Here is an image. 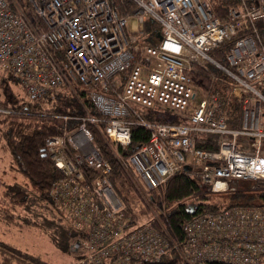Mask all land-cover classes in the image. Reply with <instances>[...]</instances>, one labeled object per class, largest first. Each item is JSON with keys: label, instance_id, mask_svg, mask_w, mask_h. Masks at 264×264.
Wrapping results in <instances>:
<instances>
[{"label": "built area", "instance_id": "obj_1", "mask_svg": "<svg viewBox=\"0 0 264 264\" xmlns=\"http://www.w3.org/2000/svg\"><path fill=\"white\" fill-rule=\"evenodd\" d=\"M127 2L131 9L120 11L115 0H0V66L19 79L27 101L63 85L71 88L73 78L87 87L102 115L58 114L61 134L44 140L61 171L52 200L79 235L77 249L82 248L71 264H162L170 247L178 248L157 228L153 210L136 222L122 212L108 177L111 165L87 120L103 124L101 134L145 201L148 191L173 173L194 175L212 192L225 191L233 179H264V0H239L223 19L207 0ZM131 15L138 23L151 19L160 25L156 45L140 48L139 32L126 28ZM232 37L228 70L209 52ZM205 63L223 69L234 82L232 92L243 96L239 128L225 121L220 95L195 77V66ZM140 108L176 110L188 123L148 120ZM71 119L80 123L68 128ZM133 124L145 127L149 140L123 156L116 148L130 143ZM202 134L215 136L216 149L195 146V136ZM171 208L165 205L161 212ZM183 231L181 262L174 264L218 259L256 264L264 253V206L201 214L187 220Z\"/></svg>", "mask_w": 264, "mask_h": 264}, {"label": "trees", "instance_id": "obj_2", "mask_svg": "<svg viewBox=\"0 0 264 264\" xmlns=\"http://www.w3.org/2000/svg\"><path fill=\"white\" fill-rule=\"evenodd\" d=\"M210 8L222 19L226 11L239 0H207ZM120 11L130 10L132 6L127 0L119 4L115 0ZM161 32L160 25L151 19L143 22L142 30L138 33L140 48L143 45H156ZM235 38L224 40L219 47L212 49L209 54L225 69H230L226 61V53ZM140 49L135 54L133 63L139 61ZM194 75L199 78L206 90L217 92L222 99V114L225 121L232 128H239L242 121L241 105L243 96H236L232 92L233 80L223 69L215 67L211 63L195 66ZM128 69L119 77L124 80ZM19 83V79L5 73L0 76V138L5 141L10 153L9 169L20 174L25 182H5L2 189L4 199L0 207V214L5 221L13 222L16 226L27 225L49 234L50 238L59 242L65 250L79 235L71 226L64 212L55 206L51 190L53 182L60 177L61 171L53 164L44 146V140L48 136L59 135L63 130V121L58 114H70L79 117L88 115L101 118L102 115L92 103L88 89L83 84L70 78V87L63 85L49 91L42 98L34 102H28L25 92L22 94L14 91L12 84ZM157 108H140V115L145 119L159 122L168 121L165 117L158 116L154 112ZM137 119V118H135ZM80 120H68V128L76 126ZM86 125L91 130L93 141L101 156L106 159L111 169L108 173L114 192L122 203V212L130 221L136 222L154 211L158 215V222H154L163 234L167 233L177 245L173 246L163 255L160 263L174 264L181 262L180 250L186 243V234L183 224L191 218L216 212L233 206H264V179H233L229 182V188L222 192H212L201 180L187 173H173L161 185L150 189L147 201L141 196L135 185L122 168L119 160L112 153L110 144L101 134L103 124H95L89 120ZM148 130L138 124L131 126V141L117 151L126 156L149 140ZM244 140L239 141L240 144ZM241 144V146H242ZM195 146L205 150H214L215 136L196 135ZM245 146V144L243 145ZM264 157V152L261 153ZM89 171V170H88ZM92 174H99L96 169H91ZM214 193H222L229 200V204L222 207L211 202ZM5 204H7L5 206ZM172 204L171 210L161 212V207ZM161 206V207H160ZM16 207L22 210V214H15ZM20 221H19V220ZM0 264H50L40 256L24 251L13 243L0 239ZM159 264V263H157ZM208 264H246L234 263L222 259L213 260ZM256 264H264V253Z\"/></svg>", "mask_w": 264, "mask_h": 264}, {"label": "rangeland", "instance_id": "obj_3", "mask_svg": "<svg viewBox=\"0 0 264 264\" xmlns=\"http://www.w3.org/2000/svg\"><path fill=\"white\" fill-rule=\"evenodd\" d=\"M143 23H138L134 15L129 16L126 19V28L130 32H141ZM7 73L0 66V76ZM15 92L22 94L23 89L17 82L12 84ZM154 112L158 116L165 117L169 121H178L180 123H188V119L184 114L166 108L156 109ZM245 144L246 142L243 141ZM264 152V140L262 141L261 153ZM10 167V153L6 148L5 141L0 138V207L4 199L2 197V189L5 182L19 181L25 182L20 174L15 173L9 169ZM211 202L219 204L225 207L229 204V200L222 193H214ZM7 204H5L6 206ZM15 214H22V210L16 207ZM152 214L151 211H149ZM19 220V219H18ZM20 221V220H19ZM0 239L13 243L15 246L21 248L24 251L36 254L43 260L50 264H71L77 256L80 255L82 248H78L77 251L68 252L57 241L50 238L49 234L39 229L29 227L27 225L16 226L13 222L5 221L4 217L0 214Z\"/></svg>", "mask_w": 264, "mask_h": 264}, {"label": "water", "instance_id": "obj_4", "mask_svg": "<svg viewBox=\"0 0 264 264\" xmlns=\"http://www.w3.org/2000/svg\"><path fill=\"white\" fill-rule=\"evenodd\" d=\"M159 39H160V35L158 36ZM189 167H187V165L184 166V169H188ZM79 246V241L78 239H76L73 244L70 245V250H74L76 251L77 250V247Z\"/></svg>", "mask_w": 264, "mask_h": 264}, {"label": "flooded vegetation", "instance_id": "obj_5", "mask_svg": "<svg viewBox=\"0 0 264 264\" xmlns=\"http://www.w3.org/2000/svg\"><path fill=\"white\" fill-rule=\"evenodd\" d=\"M77 250H78V249H77ZM77 250H76V251H77ZM67 251H68V252H73L74 250H70V249H69V250H67Z\"/></svg>", "mask_w": 264, "mask_h": 264}]
</instances>
